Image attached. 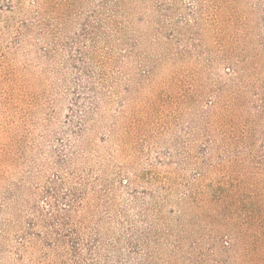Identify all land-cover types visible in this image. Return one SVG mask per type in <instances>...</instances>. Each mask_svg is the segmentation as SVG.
Segmentation results:
<instances>
[{"label":"rangeland","instance_id":"374dc122","mask_svg":"<svg viewBox=\"0 0 264 264\" xmlns=\"http://www.w3.org/2000/svg\"><path fill=\"white\" fill-rule=\"evenodd\" d=\"M29 233L264 264V0H0V264H57Z\"/></svg>","mask_w":264,"mask_h":264},{"label":"trees","instance_id":"16d2710c","mask_svg":"<svg viewBox=\"0 0 264 264\" xmlns=\"http://www.w3.org/2000/svg\"><path fill=\"white\" fill-rule=\"evenodd\" d=\"M42 7V4H41ZM229 187L228 184L220 185L217 187H213L211 189V195L213 197L218 196L220 205V210L224 208V205H227L228 203H236V210L239 211L243 210L245 208L246 202L243 203L241 201L237 200V195L235 191L234 193L230 190H227ZM220 196V197H219ZM244 204V205H243ZM60 225V224H58ZM56 225V226H58ZM35 226V225H33ZM57 229H60L59 227ZM31 231V230H30ZM32 232V231H31ZM58 232V231H57ZM32 238L34 242L38 243L42 247L43 250L51 251L55 254V258L57 260V264H67L68 256L73 257L72 264H80L78 261V258L81 254L82 250V241L78 238L74 237H67L63 234L57 235V237H40L38 234L35 233L34 236H31L29 234H25L23 236L22 240L25 239V242H30V239ZM25 244V243H24ZM24 246V245H22ZM24 248V247H23ZM92 249L91 251H93ZM48 258V257H47ZM48 260V259H47Z\"/></svg>","mask_w":264,"mask_h":264}]
</instances>
